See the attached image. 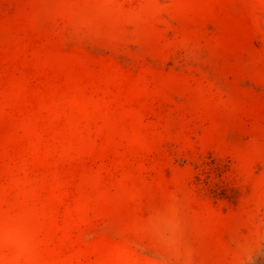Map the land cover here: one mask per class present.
<instances>
[{"label":"rangeland","instance_id":"rangeland-1","mask_svg":"<svg viewBox=\"0 0 264 264\" xmlns=\"http://www.w3.org/2000/svg\"><path fill=\"white\" fill-rule=\"evenodd\" d=\"M0 264H264V0H0Z\"/></svg>","mask_w":264,"mask_h":264}]
</instances>
